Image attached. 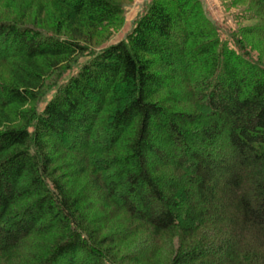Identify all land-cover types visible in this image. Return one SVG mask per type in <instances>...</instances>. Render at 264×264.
<instances>
[{
    "label": "trees",
    "instance_id": "16d2710c",
    "mask_svg": "<svg viewBox=\"0 0 264 264\" xmlns=\"http://www.w3.org/2000/svg\"><path fill=\"white\" fill-rule=\"evenodd\" d=\"M11 7L0 10V264H264V62L224 42L201 0H152L99 51L96 31L124 24L122 1ZM98 195L93 207L114 210L95 221ZM118 213L127 228L106 231ZM134 240L142 248L123 255Z\"/></svg>",
    "mask_w": 264,
    "mask_h": 264
},
{
    "label": "rangeland",
    "instance_id": "374dc122",
    "mask_svg": "<svg viewBox=\"0 0 264 264\" xmlns=\"http://www.w3.org/2000/svg\"><path fill=\"white\" fill-rule=\"evenodd\" d=\"M125 5L126 15L125 21L122 26L111 25L108 28H99L96 31L97 37L95 42L92 43L93 51H99L110 44L117 43L123 40L128 33H130L134 27V22L147 10L148 5L152 0H120ZM38 2V0H35ZM202 6L206 16L214 23L217 27L219 34L224 42L231 46L239 54H245L247 56H252L254 59L264 62V6H262L259 0H201ZM12 0H0V10L9 12ZM37 6V5H36ZM34 8L33 16H36L37 8ZM24 9V6H21ZM22 10L21 13H23ZM20 13V14H21ZM9 15H6V17ZM11 17V16H10ZM13 18V17H12ZM51 28V26H49ZM48 29V28H47ZM50 30V29H49ZM240 45L243 46L244 50H241ZM88 56L80 57L76 65L73 68L75 72L83 62L88 60ZM7 72V71H6ZM4 72L6 77L7 73ZM70 72L66 73L63 80L68 77ZM187 84L173 85L168 89H165L157 97L165 98L166 100L172 94L185 89ZM192 103H184V105L191 106ZM183 105V106H184ZM44 104H41L43 107ZM182 106V105H181ZM65 161L60 163L57 168L60 169V175L68 176L71 172V168L63 167ZM94 170L91 169L87 174L81 177L79 182V189L85 188L91 179ZM69 179V178H67ZM90 185V184H89ZM99 195L94 197L90 204L98 201ZM93 207L92 204V216L93 219L98 221L102 219L106 214L112 213L114 209L112 208H99L96 205ZM108 229L106 231L110 233L122 232L126 227L124 217L122 213L116 214V216L111 217L108 221ZM102 223V222H98ZM106 225V224H105ZM140 240L129 241L124 245L125 248L121 250V253H133L135 254L142 245L139 244ZM163 252H159L158 259L162 261ZM124 264H130L125 262Z\"/></svg>",
    "mask_w": 264,
    "mask_h": 264
}]
</instances>
